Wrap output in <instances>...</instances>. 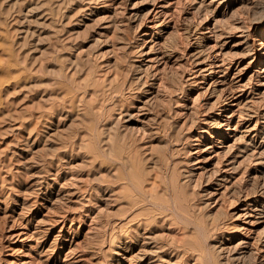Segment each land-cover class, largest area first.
<instances>
[{
	"label": "rangeland",
	"instance_id": "rangeland-1",
	"mask_svg": "<svg viewBox=\"0 0 264 264\" xmlns=\"http://www.w3.org/2000/svg\"><path fill=\"white\" fill-rule=\"evenodd\" d=\"M0 264H264V0H0Z\"/></svg>",
	"mask_w": 264,
	"mask_h": 264
},
{
	"label": "bare ground",
	"instance_id": "bare-ground-1",
	"mask_svg": "<svg viewBox=\"0 0 264 264\" xmlns=\"http://www.w3.org/2000/svg\"><path fill=\"white\" fill-rule=\"evenodd\" d=\"M157 203H158V202H157ZM158 204H159V203H158ZM160 205H161V204H160ZM160 205H159V206H160ZM162 205H164V204H162Z\"/></svg>",
	"mask_w": 264,
	"mask_h": 264
}]
</instances>
